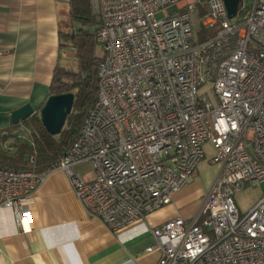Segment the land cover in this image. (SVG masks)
<instances>
[{
	"label": "built area",
	"instance_id": "1",
	"mask_svg": "<svg viewBox=\"0 0 264 264\" xmlns=\"http://www.w3.org/2000/svg\"><path fill=\"white\" fill-rule=\"evenodd\" d=\"M88 2L97 93L47 173L62 171L87 214L114 233L171 204L209 144L218 175L201 208L154 227L145 252L156 264H264V192L243 214L234 199L264 182V0H240L232 18L223 0ZM85 162L91 181L73 170ZM27 165L0 167V211L21 234L47 174L33 170L34 153Z\"/></svg>",
	"mask_w": 264,
	"mask_h": 264
},
{
	"label": "crops",
	"instance_id": "2",
	"mask_svg": "<svg viewBox=\"0 0 264 264\" xmlns=\"http://www.w3.org/2000/svg\"><path fill=\"white\" fill-rule=\"evenodd\" d=\"M65 6L67 0H0V131L11 127V113L25 105L37 113L54 69L65 67L59 64ZM208 164L201 183L194 182L196 174L171 204L114 233L87 214L62 171L47 173L34 194L29 232L19 233L12 213L0 211V264H156L158 255L145 252L154 243L152 229L199 211L218 175V167ZM89 167L85 162L74 168L89 169L79 174L91 181Z\"/></svg>",
	"mask_w": 264,
	"mask_h": 264
},
{
	"label": "trees",
	"instance_id": "3",
	"mask_svg": "<svg viewBox=\"0 0 264 264\" xmlns=\"http://www.w3.org/2000/svg\"><path fill=\"white\" fill-rule=\"evenodd\" d=\"M67 24L64 31H59V47L70 46L74 49L76 69L56 67L49 86V96L72 93L74 101L70 113L66 117L62 131L51 136L40 121L39 112L34 113L24 122L12 124L7 130L0 131V143L11 137L9 133L19 125L25 126L30 133V142L16 147V155L10 157L0 151V167L10 170H28L27 156L35 154L33 170L45 174L67 152L76 139L87 111L94 103L97 93V65L99 54L96 49L94 31L84 29L73 30L74 22L94 27L88 0H67ZM95 30V28H94ZM66 41V42H65ZM48 96V97H49ZM47 97V98H48ZM46 101V100H45Z\"/></svg>",
	"mask_w": 264,
	"mask_h": 264
},
{
	"label": "rangeland",
	"instance_id": "4",
	"mask_svg": "<svg viewBox=\"0 0 264 264\" xmlns=\"http://www.w3.org/2000/svg\"><path fill=\"white\" fill-rule=\"evenodd\" d=\"M65 8L67 9V6H65ZM65 15L66 14H64V19L62 22H68L67 17ZM162 17H163V13L156 14L157 19H160ZM64 29H67V27L64 26ZM78 29H84V30L90 31V32L94 31L93 26H89V25L84 26L82 24L74 22L73 30L76 31ZM217 30H218L217 27H214L211 29H203L201 32V38H204L206 36H210V35L216 33ZM66 44H67V46L65 48L61 49L59 64H61L62 66H65L67 68H71V69L75 70L77 67L76 59L74 56L75 51L72 48V46H70L69 42H66ZM96 49L99 51L98 47H96ZM10 135H11V137H9V139L0 143V151L7 154L10 157H14L18 150L14 149L13 147L19 146L21 144L26 145L28 142H30L31 137H30L29 130L27 128H25V126H23V125H19L18 128H15L13 131H11L9 133V136ZM212 156H213V152H212L211 147L209 145H206V147H205V159L199 164V166L197 168L196 174H197L198 178L194 181L195 183H201V181H202L201 178H202L203 174L205 173L204 170H206V168L209 169L210 165L208 164V161L210 160V158H212ZM28 157H29V155L27 156V160H28ZM89 166H90V164H89ZM210 167H212V166H210ZM89 168H91V166ZM73 170L77 174H79L81 171H85V170L90 171L89 169H82L80 171V168H74ZM263 192H264V182L261 183L259 186H256V187L246 186L241 192L237 193L234 196V199H235V203H236V206H237L240 214H243L246 211H248V209L251 206H253L255 204V202L261 197ZM205 195H206V192L204 193V196Z\"/></svg>",
	"mask_w": 264,
	"mask_h": 264
},
{
	"label": "water",
	"instance_id": "5",
	"mask_svg": "<svg viewBox=\"0 0 264 264\" xmlns=\"http://www.w3.org/2000/svg\"><path fill=\"white\" fill-rule=\"evenodd\" d=\"M228 17L236 15L240 0H223ZM74 101L72 93L49 96L39 112L42 126L51 136L58 135L65 124L66 117L71 111ZM34 114L29 105H25L11 113V123L17 125Z\"/></svg>",
	"mask_w": 264,
	"mask_h": 264
}]
</instances>
